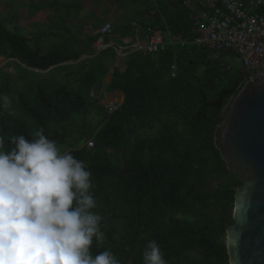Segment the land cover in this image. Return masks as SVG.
<instances>
[{"label": "trees", "instance_id": "trees-1", "mask_svg": "<svg viewBox=\"0 0 264 264\" xmlns=\"http://www.w3.org/2000/svg\"><path fill=\"white\" fill-rule=\"evenodd\" d=\"M129 1L131 14L106 41L121 44L137 33L147 40L153 30L175 41L157 52H130L123 69L114 66L115 47L95 50L100 33L71 25L88 0L33 1L32 13L49 8L50 20L31 23L27 33L18 13L0 11V57L17 69L0 66V96L9 98L0 101V136L30 139L42 127L58 146L71 138L68 151L92 172L93 211L106 232L94 252L110 249L121 264H142L144 247L155 240L167 264H230L226 232L242 180L215 136L244 72L225 62L226 52L214 59L194 41L202 0ZM87 17L100 28L95 8ZM112 67L105 88L124 99L109 112L99 102Z\"/></svg>", "mask_w": 264, "mask_h": 264}, {"label": "clouds", "instance_id": "clouds-1", "mask_svg": "<svg viewBox=\"0 0 264 264\" xmlns=\"http://www.w3.org/2000/svg\"><path fill=\"white\" fill-rule=\"evenodd\" d=\"M5 105L8 96H0ZM0 136V264H121L106 240L92 172L44 129ZM142 264H167L155 240Z\"/></svg>", "mask_w": 264, "mask_h": 264}, {"label": "water", "instance_id": "water-1", "mask_svg": "<svg viewBox=\"0 0 264 264\" xmlns=\"http://www.w3.org/2000/svg\"><path fill=\"white\" fill-rule=\"evenodd\" d=\"M215 142L228 169L242 180L226 232L230 264H264V76L233 98Z\"/></svg>", "mask_w": 264, "mask_h": 264}, {"label": "built area", "instance_id": "built-area-1", "mask_svg": "<svg viewBox=\"0 0 264 264\" xmlns=\"http://www.w3.org/2000/svg\"><path fill=\"white\" fill-rule=\"evenodd\" d=\"M191 5L189 0H186ZM203 8L194 16L192 32L196 34L194 41L209 51L211 57L217 59L226 52L225 62L238 64L244 72L242 87L264 76V0H203ZM111 22L104 23L97 31L100 37L94 43L97 52L110 46L116 48L120 58H125L132 51L157 52L164 50L168 43L175 39L169 32L153 30L149 39L144 40L137 33L132 40L123 38L117 44L110 38L113 36ZM185 45L186 41H181ZM118 103L106 105L113 112ZM89 140V146H93Z\"/></svg>", "mask_w": 264, "mask_h": 264}, {"label": "rangeland", "instance_id": "rangeland-1", "mask_svg": "<svg viewBox=\"0 0 264 264\" xmlns=\"http://www.w3.org/2000/svg\"><path fill=\"white\" fill-rule=\"evenodd\" d=\"M33 1L37 0H0V11H15L16 13H18L20 15L18 23L23 27V31L27 33L31 29V23H48L50 20L49 9H45L44 11H40L35 14L32 13V11L30 10V4ZM107 7L109 8V10L105 13L104 9ZM132 7L133 4L129 0H122L121 2L117 0H88V8L83 10V14L79 18H77L78 20L74 19L75 21H72V26L75 28L79 26L82 27L83 32H88L86 30H89V33H96L99 27L97 29H93L90 25L86 27V25L93 23V20H91L90 18L88 19L87 16L90 9L95 8L100 18L103 19V22L101 23L100 27L106 22H111L112 25L115 27L117 24L122 23L127 17V15L129 16L131 14ZM118 57L120 56L118 55ZM6 61L7 60L4 57H0V66H3L5 69L10 70L11 72H16V67L14 65H7ZM106 78L104 80V87ZM106 90L107 94L102 95L99 104L105 106L111 102H116L120 104L122 98L121 94L117 93V91H110L109 89ZM230 105L231 101L228 103L225 109V117L229 113ZM92 115L96 120L100 119L102 116L98 110H94ZM70 141L71 138L68 137L65 142L59 145L62 151H68L70 149Z\"/></svg>", "mask_w": 264, "mask_h": 264}, {"label": "crops", "instance_id": "crops-1", "mask_svg": "<svg viewBox=\"0 0 264 264\" xmlns=\"http://www.w3.org/2000/svg\"><path fill=\"white\" fill-rule=\"evenodd\" d=\"M202 2H203V0H202ZM86 8H88V5H87ZM86 8H85V9H86ZM107 8H108V7H107ZM45 9H49V8H45ZM45 9H42V10H40V11H44ZM85 9H84V10H85ZM89 9H90V8H89ZM91 9H92V8H91ZM93 9H94V8H93ZM49 10H50V9H49ZM40 11H39V12H40ZM82 12H83V11H82ZM37 13H38V12H37ZM49 14H50V13H49ZM82 14H83V13H81V15H82ZM81 15H80V16H81ZM49 16H50V15H49ZM98 16H99V14H98ZM74 19L78 20L77 18H74ZM74 19L71 20V25H72V21H75ZM88 19H89V18H88ZM89 25L93 28V23H92V24H88V25H86V27L89 26ZM79 27H80V26H79ZM98 29H99V28H98ZM86 31L89 32V30H86ZM97 31H98V30H97ZM97 31H96V33H97ZM125 38H126L127 40H129V41L133 39L132 37H125ZM112 40H113V39H112ZM113 41H114V40H113ZM84 57H85V56H84ZM122 60H123V59L120 58V57H118V54H117V59H116V61H115V63H114V66H117V65H118V66H121V68H122V67L124 68V66H123V64H122ZM123 68H122V69H123ZM112 69H113V67L111 68L110 72L107 74V76H106L107 78L105 77V78H106L105 85H107V84L110 82L111 78H112V74H111ZM105 87H106V86H105ZM105 87H103V88L101 89V91H100V96H101V98H102V95H103V94H105V95L107 94V90H106ZM117 93H120V94H121V97H122V98H121L120 103H122V101H123V99H124V94H123L122 92H120V91H117Z\"/></svg>", "mask_w": 264, "mask_h": 264}]
</instances>
